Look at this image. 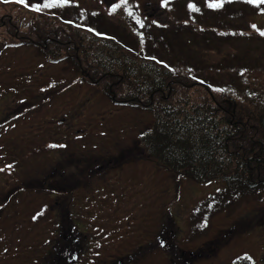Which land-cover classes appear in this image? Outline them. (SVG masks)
<instances>
[{
  "label": "rangeland",
  "instance_id": "obj_1",
  "mask_svg": "<svg viewBox=\"0 0 264 264\" xmlns=\"http://www.w3.org/2000/svg\"><path fill=\"white\" fill-rule=\"evenodd\" d=\"M186 1L174 0L164 7L162 0H128L143 27L122 9L109 15V0H71L64 8L41 14L14 2L0 3V121L6 120L0 127L1 202L15 188L0 213V264H52L62 240L53 209L63 204L52 195L71 193L52 183L74 186L68 177L72 174H61L54 165H89L87 171L80 168L86 176L91 174L83 182L88 181L86 187L78 183L80 187L70 194L73 198L63 195V199L73 202L75 216H88L82 227L88 220L104 249L113 251V262L130 255L128 245H134V250L141 240L146 251L134 250L130 264L137 260L142 264H239L248 256L255 264H264V191L225 187L219 180L198 183L160 168L136 145L140 133L151 125L149 113L112 102L106 88L89 74L78 45L72 42L71 48L69 44L56 49L35 40L38 31L25 34L18 27L47 22L40 27L57 34L70 27L61 24L60 18L72 19L74 25L117 36L130 50L114 49L112 42H107L108 47L142 64L144 60L157 68L145 60L155 57L173 67V74L201 78L214 89H233L264 100V37L251 28L255 24L264 30L261 10L244 0L230 4L226 0L219 9L208 8L205 0H192L199 9L193 11ZM77 29L71 30L86 39L85 49L102 41ZM19 40L23 45L4 47ZM54 80L55 87L41 91ZM50 144L66 147L52 150ZM7 162L11 169L5 167ZM45 176L53 182L32 185H39ZM44 193L52 197L45 198ZM42 203L48 205L45 215L35 221L32 217ZM159 236L167 242L164 248L157 243ZM70 238L62 241L65 244ZM128 238H132L130 244Z\"/></svg>",
  "mask_w": 264,
  "mask_h": 264
},
{
  "label": "trees",
  "instance_id": "obj_2",
  "mask_svg": "<svg viewBox=\"0 0 264 264\" xmlns=\"http://www.w3.org/2000/svg\"><path fill=\"white\" fill-rule=\"evenodd\" d=\"M60 21L70 27L57 34L40 27L47 22L18 27L25 34L38 31L35 40L56 49L69 44L71 48L72 42L78 45L89 74L106 88L107 96L150 113L152 125L138 140L147 156L161 167L198 182L221 180L227 187L264 191V100L233 89L214 91L205 82L173 74L163 66L156 68L144 60L142 64L107 45L112 42L119 50L117 42L66 23V19ZM71 29L88 32L102 41L85 49L86 39Z\"/></svg>",
  "mask_w": 264,
  "mask_h": 264
},
{
  "label": "snow or ice",
  "instance_id": "obj_3",
  "mask_svg": "<svg viewBox=\"0 0 264 264\" xmlns=\"http://www.w3.org/2000/svg\"><path fill=\"white\" fill-rule=\"evenodd\" d=\"M5 3L8 2H14V3H18L20 5H22L24 8L33 11V12H43L45 9H56V8H64L66 5H68L71 0H42V2H36V3H30L29 0H4ZM206 2V6L208 8L211 9H219L221 7H223V4L225 2V0H205ZM229 2H231V0H229ZM245 3L249 4V5H254L256 6L258 9L261 10L262 14H264V0H244ZM110 3V7L108 8V14L109 15H113L117 12V10H123L125 12H127L128 16L133 17L134 19H136V22L139 23L141 25V27H143V23L142 21L134 15L133 11L130 10L129 6H128V0H118V2H111V0H109ZM162 4L164 6H166L167 4V0H162ZM190 9H192L193 11H199V9L196 7V5L194 3H189L187 5ZM93 16L97 15V13H92ZM66 23H71V21H66ZM152 23H157L156 21H152ZM79 27V25H78ZM251 28L253 30H255L256 32H258V34L261 37H264V30H261L260 28L257 27V25L252 24ZM89 32H94L96 35H102V33L96 32L95 29L93 28H88L87 29ZM241 35H244V33H241ZM7 47V45H6ZM152 59H155V57H152ZM159 63H164L163 61H158ZM41 67H43L41 65ZM165 67H168L167 64H165ZM193 79H196V77H193ZM201 83H203V81H201ZM49 88H53L55 87L54 84H49L48 86ZM209 87H212L211 85H209ZM214 91H218V92H223L224 89H213ZM41 91H46V89H41ZM23 103V102H21ZM16 117H13V119H15ZM77 139H79V137H77ZM50 148H65L66 145L64 144H50L49 145ZM6 167L8 169L12 168V165H6ZM4 169L0 168V172H3ZM210 183V182H209ZM0 207H3V204H0ZM40 215H43V213H40ZM36 216H33L32 219H36ZM203 226V225H201ZM159 247L164 248L166 246V241L162 238L158 239L157 241ZM6 251V250H5ZM97 255L99 253H96ZM248 260L252 261V264H255V261L252 260L251 256L246 257Z\"/></svg>",
  "mask_w": 264,
  "mask_h": 264
},
{
  "label": "flooded vegetation",
  "instance_id": "obj_4",
  "mask_svg": "<svg viewBox=\"0 0 264 264\" xmlns=\"http://www.w3.org/2000/svg\"><path fill=\"white\" fill-rule=\"evenodd\" d=\"M76 232H81V230L79 229L73 230V229H68L66 227L60 230L59 232L60 238L62 240H66L67 237H71L70 238L71 244L70 242H67L66 244H64L62 240L59 241V244H60L59 249L56 250L55 257L53 260H51L53 261L52 264H56L55 262L56 257H57V264H130V261L128 259L125 261L124 258L122 260V261H125L124 263H122V261L113 262L110 254H107V257L104 260L102 257V254L106 252V249H104L106 245L100 243L99 238L96 235H92L91 238H89V240H91L93 243L91 247L92 249L88 251H83L81 248H79L77 237L80 238L79 240H81L82 237L84 238V240H87V236H82L81 234H77ZM128 240H129L128 241L129 243L130 239L128 238ZM129 247L130 245H128V248ZM135 247H140V245L137 244ZM96 253H99V254L97 255ZM81 255H86L87 258H90V262H88L87 260L82 262L80 260ZM126 256L128 255H122L121 257H126ZM137 258L140 259L141 257L138 256ZM72 259H74V261ZM133 264H142V263L139 260H137V261H134Z\"/></svg>",
  "mask_w": 264,
  "mask_h": 264
}]
</instances>
